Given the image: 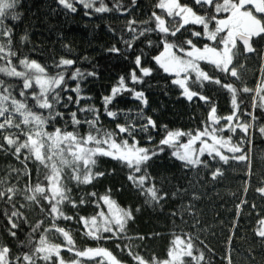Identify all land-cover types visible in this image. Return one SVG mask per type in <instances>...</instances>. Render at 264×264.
<instances>
[{"label": "trees", "instance_id": "obj_1", "mask_svg": "<svg viewBox=\"0 0 264 264\" xmlns=\"http://www.w3.org/2000/svg\"><path fill=\"white\" fill-rule=\"evenodd\" d=\"M104 3L113 10L96 13L94 9H85L82 5L74 3L77 11L72 12L60 5L58 0H18L14 12L19 14V19H12L9 15L4 21L7 27L12 30L11 50L17 54L12 57V64L17 66V70H23L18 62L19 59L27 57L28 60H35L39 63L46 69L47 74L52 76L57 71L54 65L61 58L75 60L76 63L66 70L65 80L69 89L76 87L77 81L69 79L76 68L84 73L95 72V76H86L79 81L81 95L90 97V99H82L80 107L97 108L100 113V123L97 126L115 131L116 125L124 124L126 118L118 116L113 120L107 117L104 114L102 97L111 93V89L117 86L120 77L123 76L126 84L128 83L129 74L135 68V56L143 52L142 66L151 67L153 73L144 78L145 82L142 85L135 87L138 91L142 90L145 93L148 100L147 106H143L132 98L131 93L124 92L114 100L112 105H109V108L129 113L127 120L134 122L137 127L146 123L135 116L141 109L144 116L151 117L156 122L157 127L150 128L148 133H134L140 145L144 147H156L159 141L164 138L165 129L192 132L193 134L197 129H201L203 124L208 121L210 105L196 98L193 101L184 98L181 95L182 90L171 83L174 77L164 73L152 60L153 56L163 50V45L160 44L161 34L158 32L145 33L133 43L131 50H127V46L121 42V37L124 40L132 39V33L125 30L129 20L134 19L136 24L133 27L140 31L143 27H155L154 22L144 23L149 19L152 11L161 15L170 27L174 24L172 18L168 17L163 10L156 8L158 0H137L135 6L132 4V0H104ZM180 3L195 7L192 0H180ZM117 4L120 5L119 9L115 7ZM95 6L100 5L97 3ZM196 10L199 14H203L201 9L196 8ZM186 27L195 31L203 30L200 25ZM181 31L183 36L181 37V34L177 33V37L191 38L197 47L211 43L203 38H192L188 31L183 29ZM22 37L27 38L22 39ZM148 40L153 41L151 46H148ZM0 42L6 43V40ZM237 43L242 55L236 58L233 63L237 66L243 84L235 79L226 78L223 74H216L224 83H233L237 88L246 86L255 89L261 79L262 62L257 55L243 54V46L239 42ZM113 46L120 48L121 53L109 52L108 49ZM253 46L258 51L264 49V41L255 42ZM3 63L0 61V64ZM240 65H243V68ZM201 67L210 75L215 73V69L211 65L201 62ZM137 75L139 76L140 73L137 72ZM0 79L13 85V95H16L17 99H23L18 95V89L22 84L19 78L7 77L0 73ZM128 86L132 85L128 84ZM192 90L200 91L198 87H193ZM32 91L38 92L39 89L34 85L29 93ZM57 91H60L62 97L71 95L73 102L69 103L64 99L61 104L56 105V110L63 112L64 118L57 117L55 120L49 121L46 131L53 132L58 127L62 131H78L81 136L86 135L89 131L88 126L81 123L74 128L70 122L69 113L76 111L77 118L82 121L92 119V114L79 112L74 103L75 93L64 92L61 89ZM202 94L212 99L217 109V116L231 114V96L226 90L206 83ZM49 100H51V96H49ZM237 102L240 103L242 113L253 111L251 93L239 94ZM27 103L37 114L47 115L48 110L36 108L35 102L30 97ZM64 104H68V107L65 108ZM254 114L258 120L248 134L242 133L240 129H237L235 133L228 131L223 133L225 138L231 136L232 144H239L245 135L249 136L250 143L245 141L240 146L250 155V173L245 162L230 159L227 164H224L218 158L213 160L207 154L200 159L207 161L208 167L203 165L185 167L183 162L172 155L173 150L165 146L162 153L148 162L147 171L153 178L156 187L169 195L160 202V205L149 206L145 203V196L141 195L128 180L130 170L126 166L110 157L98 156L92 171L94 173L103 172L104 175L93 180L91 184L76 185L69 179L70 170L64 169L62 177L64 183L71 189L72 198L79 203L81 196H85L88 202L75 209L65 202L62 209L69 216L89 217L95 215L98 209L95 207L93 199L88 198L87 194L95 192L97 194L95 199H98L107 194L110 189L112 199L119 206L130 207L133 211L134 219L128 221L126 235L121 239L93 241L83 235V225L75 221L59 219L56 221L57 226L70 230L77 249L104 247L116 255L122 264H136V261L127 251L117 249V244L121 249L127 245L132 249L133 254L142 256L145 261H148V264H152L153 257L161 262L168 259V251L174 234L182 233L191 234L196 238L193 242L194 255H199V252L204 254V260L200 264H205V262L207 264H228L225 257L229 254L232 264H264V240L255 234V230L259 227L258 220L264 218V195L257 191L258 188L264 187V135L258 131L259 127L264 126V112L256 108ZM241 119L251 123L246 115H242ZM13 121L19 123V117L14 116ZM21 127L24 128L23 125ZM9 132H16V129L6 130L5 134ZM148 135L152 136L151 143L147 142ZM120 138L117 137L118 142ZM20 139L23 140L24 137L21 135ZM187 139V136L180 137V143L187 142ZM131 142L129 139L130 144ZM194 146L199 147V142ZM225 154L230 155L226 150ZM23 156L22 150L21 160H23ZM23 167L24 165L11 154L0 152V179L9 182L5 187L16 184L18 188L22 189L29 183L28 176L10 175L11 169L22 170ZM27 167L31 170L33 186L38 181H44L47 171L44 167L40 166L38 171L37 164L31 160ZM217 168L223 175L213 179L212 171ZM241 201L245 203L240 207L239 216H237V205H240ZM14 202L17 209L23 212L28 223L20 221V228L14 239L8 234L6 230L8 221L0 212V243H4L10 248L11 257L24 253L31 254L40 232L31 237L32 243L29 244L30 225L44 220L41 232L44 227L51 225L50 218H45L39 206L21 207L25 201L19 194L14 197ZM41 205L45 209L48 208V205L43 201H41ZM101 207L106 211L107 208L102 202ZM4 208L11 211L10 206L0 201V209ZM140 236H143L144 239H139ZM129 237L131 239H128ZM47 238L51 243L62 246L61 256L66 262L74 259L73 253L63 249L64 239L62 236L52 231L47 234ZM36 264H47V262L37 260ZM52 264H55V257H53ZM81 264H96V261L82 258ZM185 264H195V262L185 257Z\"/></svg>", "mask_w": 264, "mask_h": 264}, {"label": "snow or ice", "instance_id": "obj_2", "mask_svg": "<svg viewBox=\"0 0 264 264\" xmlns=\"http://www.w3.org/2000/svg\"><path fill=\"white\" fill-rule=\"evenodd\" d=\"M58 2L72 12L77 11L74 3L82 5L85 9H94L96 13L113 10L105 5L104 0H73V2L58 0ZM136 2L137 0H132L134 6ZM17 3L18 0H0V41L6 40V43L0 42V61L4 62L0 64V73L7 77L19 78L22 81L18 95L23 98L17 99L16 95H13L14 86L0 79V140H2L0 152L11 154L24 165L22 170L11 169L10 175L28 176L29 183L22 189L18 188L16 184L5 187L9 182L0 179V201L11 208V211L4 208L0 209V212L8 221L6 229L8 234L14 239L17 237V230L20 228V221L23 220L25 224L28 223L27 218L23 212L17 209L14 202V197L18 194L25 201L21 207L39 206L45 218H50L51 225L44 227L42 232L40 230L44 225V220L30 225L29 244L32 243L31 237L40 232L39 239L32 248L31 254L24 253L11 257L10 248L4 243H0V264H36L37 260L52 264L53 257H55V264H81L82 258L96 261V264H122L121 260L107 248L98 246L83 250L77 249L70 230L58 227L56 221L63 219L64 221H75L82 224L84 227L83 235L93 241L121 239L126 235L128 221L134 219L132 209L119 206L112 199L109 189L107 194L98 199H95L97 195L95 192L87 194L88 198L93 199V203L98 209L95 215L89 217L66 215L62 209L65 202L75 209L84 206L88 201L85 196H81L79 203L72 198L71 189L67 187L62 177L65 168L70 170L69 179L76 185H88L104 175L103 172L94 173L92 171L96 165V158L98 156L110 157L130 170L128 180L141 195L145 196V203L149 206L160 205V202L169 195L156 187L153 178L147 171L148 162L162 153L165 146L173 150L172 155L183 162L185 167L200 165L208 167V162L200 159L207 154L213 160L218 158L224 164H227L230 159L245 162L249 167V173L251 172L250 155L240 146L245 141L250 143L249 136L245 135L239 144H232L231 136L225 138L223 133L225 131L235 133L237 129H240L242 133L248 134L258 120L254 114L255 109L259 108L264 112V54H262L264 49L258 51L253 46L255 42L264 41V0H192L195 7L181 4L180 0H158L156 8L163 10L168 17L172 18L173 26H168L165 19L156 11H152L149 19L144 22L145 24L154 22L155 27H143L137 31V28L133 27L136 24L134 19L127 22L125 30L132 33V39L124 40L121 37V42L127 46V50H131L133 43L145 33H160V44L163 45V50L158 55L153 56L152 60L164 73L174 77L171 83L182 90L181 95L184 98L188 101H193L196 98L210 105L208 121L203 124L201 129H197L194 134L165 129L164 138L153 148L141 146L134 135L136 132L148 133L150 128L155 129L157 127L156 122L151 117L144 116L141 109L135 116L146 121V123L137 127L134 122L127 120L129 113L109 108V105H112L114 100L124 92L131 93L132 98L139 101L143 106H147L148 100L145 93L142 90L138 91L135 87L142 85L145 82L144 78L153 73L151 67L142 66L143 52L135 56V68L129 74L128 83L126 84L123 76L120 77L117 86L111 89V93L102 97L104 114L113 120L118 116H124L126 118L125 123H118L115 131L102 129L97 126L100 123L99 110L95 107H80V101L90 99V97L81 95L79 81L86 76H95V72L84 73L76 68L69 79L77 81V84L76 87L69 89L65 80L66 70L76 63L75 60L61 58L55 63L54 67L57 71L52 76H49L46 69L39 63L35 60L30 61L27 57L19 59L18 62L23 70H17V66L12 64V57L17 54L11 50L12 30L7 27L4 21L9 15L12 19H19V14L14 12ZM97 3L100 6L96 7ZM115 7L119 9L120 5L117 4ZM196 8L201 9L203 14H199ZM125 11L128 10L125 9ZM86 14L88 13L86 12ZM189 25H200L203 30L195 31L186 27ZM182 29L188 31L192 38H203L211 43L197 47L191 38H178L177 33H180L181 37L183 36ZM26 38L22 37V39ZM238 41L243 46V54L257 55L262 62L261 79L255 89L246 86L237 88L233 83L222 82L220 76L216 74H223L226 78L235 79L243 84L237 66L233 63L236 58L242 55ZM147 44L151 46L153 41L148 40ZM108 51L115 54L121 53V49L116 46L108 49ZM201 62L211 65L215 69V73L210 75L201 67ZM240 67L243 68V65ZM137 72L140 73L139 76ZM206 83L216 85L230 94L232 104L230 115L217 116V109L212 99L202 94ZM128 84L132 86L129 87ZM34 85L39 91L29 93ZM193 87H198L200 91L192 90ZM58 89L75 93L76 100L74 103L79 112L92 114V119L82 121L77 118L76 111L69 113L70 122L74 128L81 123L88 126L89 131L86 135L81 136L78 131H62L58 127L53 132L46 131L49 121L55 120L57 117L64 118V113L57 111L56 105L61 104L64 99L69 103L73 102L71 95L62 97L60 91H57ZM241 93L252 94V112H241L240 103L237 102V96ZM49 96H51V100H49ZM29 97L35 102L36 108L48 110L47 115L37 114L33 111L27 103ZM63 106L67 108L68 104ZM242 115H246L251 123L242 120ZM14 116L19 117V123H14ZM13 128L16 129V132L5 134L6 130ZM258 131L264 135V126L259 127ZM21 135L24 137L23 140L20 139ZM182 136L188 137L187 142L180 143ZM117 137H121L119 142ZM129 139L132 141L131 144ZM147 142H152L151 135H148ZM197 142L200 145L198 148L194 147ZM22 150L24 152L23 160H21ZM225 150L230 155H226ZM30 160L37 164L38 171L40 166L47 170L44 181H38L34 186L31 184V170L27 167ZM222 175L223 173L219 168L212 171L213 179ZM257 191L264 195V187L258 188ZM41 201L48 205L47 209L41 205ZM101 202L106 206L107 211L101 207ZM244 203L241 201V204L237 205V216H239V209ZM258 225L255 234L264 240V218L258 220ZM52 231L63 237V249L74 254L73 260L66 262L61 256L62 246L53 244L48 240L47 234ZM139 239L143 240L144 237L140 236ZM195 239L188 233L174 234L168 251V259L161 262L153 257L152 264H185V257L190 258L195 264H200L204 260V254L199 252V255H194L193 242ZM116 248L120 251H127L136 261V264H148V261H145L142 256L133 254L132 249L127 245L121 249L120 245L117 244ZM197 251L199 250L197 249ZM225 258L228 260V264H232L230 254L226 255Z\"/></svg>", "mask_w": 264, "mask_h": 264}, {"label": "rangeland", "instance_id": "obj_3", "mask_svg": "<svg viewBox=\"0 0 264 264\" xmlns=\"http://www.w3.org/2000/svg\"><path fill=\"white\" fill-rule=\"evenodd\" d=\"M239 133V132H238ZM194 147H196V146H194ZM196 148H198V147H196ZM106 211H107V209H106Z\"/></svg>", "mask_w": 264, "mask_h": 264}, {"label": "water", "instance_id": "obj_4", "mask_svg": "<svg viewBox=\"0 0 264 264\" xmlns=\"http://www.w3.org/2000/svg\"><path fill=\"white\" fill-rule=\"evenodd\" d=\"M239 42V41H238ZM240 43V42H239Z\"/></svg>", "mask_w": 264, "mask_h": 264}]
</instances>
